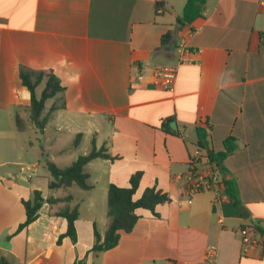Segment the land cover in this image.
I'll list each match as a JSON object with an SVG mask.
<instances>
[{"label":"crops","instance_id":"1","mask_svg":"<svg viewBox=\"0 0 264 264\" xmlns=\"http://www.w3.org/2000/svg\"><path fill=\"white\" fill-rule=\"evenodd\" d=\"M185 3L0 0V260L202 264L207 248L215 246L217 264H264V8L260 0H208L202 18L181 26L177 18ZM182 44L188 52L180 62ZM164 66L176 67L173 92L154 75ZM21 67L52 71L65 88L64 108L51 114L43 130L30 119ZM50 101L55 99L46 101L45 112ZM197 127L208 130L212 152H222L227 138L236 140L224 164L227 179L237 183L240 208L212 191L188 203L182 176L198 149ZM28 130L34 140L20 137ZM93 142L111 159L86 165L90 189L73 184L50 190L47 161L67 168L89 154ZM136 173L137 198L155 186L170 201L157 206L159 216L137 210L133 230L97 255L91 251L94 226L103 237L111 222L108 188L128 187ZM75 186L82 190L78 196ZM36 191L53 201L19 229L26 219L23 201ZM75 206L74 243L58 213ZM246 227L257 243L250 248L240 235Z\"/></svg>","mask_w":264,"mask_h":264},{"label":"trees","instance_id":"2","mask_svg":"<svg viewBox=\"0 0 264 264\" xmlns=\"http://www.w3.org/2000/svg\"><path fill=\"white\" fill-rule=\"evenodd\" d=\"M208 0H186L182 14L177 18V22L181 26L192 24L205 14L206 4ZM170 37V33L164 36ZM20 78L23 86L30 92L31 103L29 106L31 121L41 130H43L49 120L51 114L59 108H64L62 102V95L65 88L62 86L60 79L52 72L47 70L33 71L25 67L20 68ZM43 86L40 94L37 93L38 88ZM50 99L60 100L61 105H52L50 111L45 113V103ZM16 125L19 131H24V122L19 115H16ZM80 135L77 136L74 145L79 142ZM196 146L202 151L211 150L208 130L204 127L196 128ZM237 149V142L233 137H229L224 141V150L222 152H212L207 155L209 163L214 165L216 170L222 175L225 194L232 202L233 206L240 208V200L238 195L237 183L233 178H228V170L225 167V159L235 152ZM111 159L106 153L105 149L97 150L93 142L92 150L89 154L80 156L69 167L60 169L54 163L47 161V168L50 172L51 180L49 182L50 190L54 191L59 188H68L73 184L78 185L81 189L88 190L89 175L85 171L86 165L96 159ZM141 181V173H136L130 178V185L128 187H119L111 184L107 191L108 216L111 219L110 225L102 237L94 226V236L96 238L95 244L91 251L97 255L115 248L121 237V232L130 233L140 216L137 210L144 209L150 211L154 216H159L156 208L160 204H165L170 201L169 196L158 190L155 186L147 188L141 197H136V192ZM71 200V197H67ZM47 201L52 203L53 199L44 200L40 192L36 191L34 198L29 201H23L26 212L25 222L19 229H23L38 216L42 204ZM58 216L64 217L68 222L67 236L72 242L77 241L76 222L79 218L78 206L70 209L67 208L58 213ZM261 235L264 237V229H259ZM0 264H10L5 258H1Z\"/></svg>","mask_w":264,"mask_h":264},{"label":"built area","instance_id":"3","mask_svg":"<svg viewBox=\"0 0 264 264\" xmlns=\"http://www.w3.org/2000/svg\"><path fill=\"white\" fill-rule=\"evenodd\" d=\"M260 6L264 8V0H260ZM180 62L183 55L188 52L185 44L179 47ZM0 53H1V34H0ZM176 67L164 66L154 69V75L159 83L168 91H174V82L176 79ZM207 153L197 149L191 156L188 169L182 176L186 185V196L188 203L192 202V197L198 193L205 191L214 192L220 199H229L225 194V186L222 175L216 170L214 165L207 160ZM222 223V220L220 221ZM254 230L251 228H243L240 230L242 244L245 248L256 245L254 239ZM218 248L209 246L206 250L205 260L202 264H217ZM189 264V263H184Z\"/></svg>","mask_w":264,"mask_h":264},{"label":"rangeland","instance_id":"4","mask_svg":"<svg viewBox=\"0 0 264 264\" xmlns=\"http://www.w3.org/2000/svg\"><path fill=\"white\" fill-rule=\"evenodd\" d=\"M39 88H41V86H40ZM51 103H54V104L57 105V106H60V105H61V101H60V100H55L54 102L50 101L49 104H48V108H47V110H46L45 113H48V112L50 111V108L52 107V106L50 107ZM54 104H53V105H54ZM5 128H6V129H9V126L6 125ZM20 137H23V138L26 139V140H34L35 135H34V133H32L30 130H28V131L26 132V134H23V135H21ZM75 187H76V188H75V190H72V193H73L75 196H78V192H79V191H82V190H81L80 188H78V186H75Z\"/></svg>","mask_w":264,"mask_h":264},{"label":"water","instance_id":"5","mask_svg":"<svg viewBox=\"0 0 264 264\" xmlns=\"http://www.w3.org/2000/svg\"><path fill=\"white\" fill-rule=\"evenodd\" d=\"M171 126L174 127V128H176V124H175V123H172ZM206 153H207V154H211L212 151H211V150H208Z\"/></svg>","mask_w":264,"mask_h":264}]
</instances>
